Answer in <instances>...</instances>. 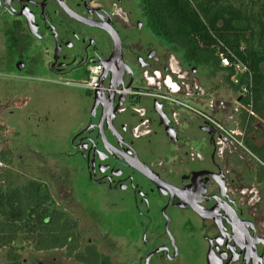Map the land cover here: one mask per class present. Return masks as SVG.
Wrapping results in <instances>:
<instances>
[{
	"label": "flooded vegetation",
	"instance_id": "flooded-vegetation-1",
	"mask_svg": "<svg viewBox=\"0 0 264 264\" xmlns=\"http://www.w3.org/2000/svg\"><path fill=\"white\" fill-rule=\"evenodd\" d=\"M147 1L0 0L14 23L16 64L42 74L37 81L85 93L83 125L66 145L80 164L62 170L75 169L87 186L79 192L63 173L58 200L32 179L62 212L65 245L29 247L62 253L37 264H264V163L248 145L261 146L253 135L262 140L264 125L248 115L249 133L246 97L221 74L200 84L201 66L160 34ZM91 65L101 69L93 91L81 87ZM78 73L81 83L65 79ZM225 86L232 103L216 90Z\"/></svg>",
	"mask_w": 264,
	"mask_h": 264
},
{
	"label": "trees",
	"instance_id": "trees-1",
	"mask_svg": "<svg viewBox=\"0 0 264 264\" xmlns=\"http://www.w3.org/2000/svg\"><path fill=\"white\" fill-rule=\"evenodd\" d=\"M147 7L160 34L189 62L208 67L213 78L222 74L224 84L236 94L246 86L249 93L243 102H251L255 114L249 122L264 125V0H148ZM224 47L248 67L251 85L243 76L235 84L234 70L220 66ZM247 117L245 113L243 125L251 133L254 127ZM248 145L264 163V134L261 146ZM7 157L0 153V162L8 165ZM258 178L264 182V170ZM62 220L43 183H17L11 170L0 174V264H25L19 242L42 250L63 247Z\"/></svg>",
	"mask_w": 264,
	"mask_h": 264
},
{
	"label": "rangeland",
	"instance_id": "rangeland-1",
	"mask_svg": "<svg viewBox=\"0 0 264 264\" xmlns=\"http://www.w3.org/2000/svg\"><path fill=\"white\" fill-rule=\"evenodd\" d=\"M13 26L12 19L0 13V153L8 155V165L0 162V174L11 170L17 183L43 179L50 185L55 198L60 200L59 192H63L65 187L62 184L64 179L59 178L64 176L63 173L68 177L67 185L79 192L87 186L86 180L75 171L80 161L66 155L68 138L83 125L81 105L85 104L82 102L85 93L76 87L62 88L37 81L34 78L42 74L30 66L19 72L15 62L18 55L9 43ZM20 50L16 48L18 53ZM195 76L200 84L207 87L212 81L210 69L206 66L198 67ZM65 79L81 83L83 76L78 73ZM226 88L215 89L219 90L221 97H229L232 103L234 99ZM253 137L257 144L262 142L259 135L254 134ZM65 165L75 167L74 171L71 168L63 171ZM244 169L245 185L251 186L249 175L252 171L246 166ZM80 212L76 211L75 219L79 218L80 228L86 230L90 223L82 219ZM18 246L23 247L21 252L26 264H37L40 259H62L60 251L41 255L22 242Z\"/></svg>",
	"mask_w": 264,
	"mask_h": 264
},
{
	"label": "built area",
	"instance_id": "built-area-1",
	"mask_svg": "<svg viewBox=\"0 0 264 264\" xmlns=\"http://www.w3.org/2000/svg\"><path fill=\"white\" fill-rule=\"evenodd\" d=\"M224 49H225V54L224 53L219 54L220 66L226 69L234 70L232 81L235 84H238L239 78L243 76L245 77V81H249V84L251 85L252 76H251V73L248 67L242 61H240L229 49H227L226 47H224ZM100 72H101V69L99 65H91L88 68V78L82 84L81 87L86 90H92V91L95 90L98 86ZM245 87H246L245 85H242V88H241L242 90L237 95H243L247 98V95L249 92H247V89ZM245 110L249 116L255 117V114L252 110L251 102L249 106L248 105L245 106ZM210 123L213 125V127H215L216 130L223 132V134L227 138H231L232 134L224 130L218 123L214 121H210Z\"/></svg>",
	"mask_w": 264,
	"mask_h": 264
},
{
	"label": "water",
	"instance_id": "water-1",
	"mask_svg": "<svg viewBox=\"0 0 264 264\" xmlns=\"http://www.w3.org/2000/svg\"><path fill=\"white\" fill-rule=\"evenodd\" d=\"M23 67H24L23 62H19V63H17V70H18L19 72H21V71L23 70Z\"/></svg>",
	"mask_w": 264,
	"mask_h": 264
}]
</instances>
